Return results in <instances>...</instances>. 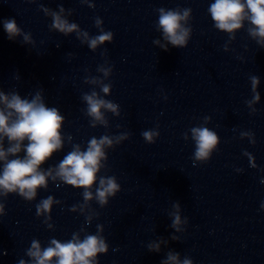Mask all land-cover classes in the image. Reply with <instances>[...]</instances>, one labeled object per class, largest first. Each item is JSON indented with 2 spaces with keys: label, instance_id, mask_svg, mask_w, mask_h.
Returning a JSON list of instances; mask_svg holds the SVG:
<instances>
[{
  "label": "water",
  "instance_id": "95a60500",
  "mask_svg": "<svg viewBox=\"0 0 264 264\" xmlns=\"http://www.w3.org/2000/svg\"><path fill=\"white\" fill-rule=\"evenodd\" d=\"M211 3L0 0V90L31 99L42 89L47 106L65 118L64 147L42 170L55 168L73 145L86 150L92 137L129 136L107 150L105 168L98 174L115 177L121 188L103 208L93 199L90 207L80 209L83 189L51 178L31 202L16 194L0 195L6 213L0 216V264H19L21 259L31 264L26 252L34 239L43 249L53 238L65 242L73 233L81 239L96 235L97 225L108 244L97 264H161L169 251L192 264H264V47L249 36L247 22L235 40L217 30L208 11ZM60 7L70 23L91 37L99 35V18L113 41L93 52L76 33L64 36L50 30L52 18L41 8L58 12ZM160 8L191 9L187 26L192 31L185 48L167 44L157 30ZM8 19L31 34L32 42L22 35L9 40L3 28ZM101 66L112 68L107 79L98 71ZM251 76L259 78L260 99L247 105L253 98ZM93 77L111 85V94L103 98L119 105V117L105 113L107 128H92L85 114L83 94L96 91L103 96L98 86L85 83ZM205 117H210L207 125ZM202 125L216 132L220 143L207 163L194 165L190 130ZM148 130L159 132L153 144L141 135ZM244 132L253 134L255 144L252 137H241ZM2 167L0 162V171ZM95 187L98 181L93 194ZM48 196L60 202L49 213L52 229L36 214V205ZM176 204L179 232L171 227ZM153 241L167 243H161L159 253L149 252Z\"/></svg>",
  "mask_w": 264,
  "mask_h": 264
},
{
  "label": "clouds",
  "instance_id": "9594fccd",
  "mask_svg": "<svg viewBox=\"0 0 264 264\" xmlns=\"http://www.w3.org/2000/svg\"><path fill=\"white\" fill-rule=\"evenodd\" d=\"M81 2L87 3L88 0H81ZM88 6L95 7L94 4H88ZM41 11L52 18L50 30H55L64 36L76 33V38L82 44L86 43L93 52L113 41V33L104 31L101 26L103 22L99 18L95 20L99 35L91 37L77 24L70 23L62 15L65 11L63 7H60L58 12L47 8H41ZM208 11L215 28L228 34L231 40H235V34L247 22L250 25L247 29L249 36L258 45L264 47V0H214ZM158 12L157 30L162 31L164 40L174 48H185L192 31L187 26L191 19V9L160 8ZM68 15H71V12H68ZM3 28L9 40L22 35L25 42H32L31 34L24 33L17 26L15 19L3 21ZM154 43L159 44L164 51L169 50L167 45L160 44L159 40ZM228 50V46L225 45L224 51ZM98 71L103 74L104 79H107L111 76L112 68L101 66ZM85 83L98 86L103 93L101 96L96 91H92L82 96L87 106L85 114L90 118V126L107 128L108 120L105 113L120 116L119 105L103 98L111 94V85L96 77L86 79ZM250 83L253 98L246 102L247 105L254 104L260 99L257 91L259 78L251 76ZM255 111L254 109L252 113L254 114ZM64 122V116L56 107L47 106L42 89L36 90L31 95V99L22 98L16 91L5 94L0 90V162L3 165L0 171V195L7 198L9 194H16L31 202L36 199L39 189H47L48 180L51 178L54 182L58 180L73 188L83 189L84 203L79 206L83 210L90 207L89 202L93 199L103 208L108 205L109 198L115 197L121 191L115 177L98 176V174L105 168L108 159L107 150L114 149L129 139L127 133L118 136L104 135L99 139L92 137L86 150H82L78 144L73 145L72 151L66 154L55 168L42 170V165L64 147V137L61 135ZM209 122L210 117H205L204 125ZM190 131L195 142L194 165L195 163L205 164L217 150L220 139L216 132L203 125L193 127ZM141 135L146 143L153 144L159 137V132L148 130ZM244 136L252 137L251 143L255 144L253 134L241 133V137ZM67 139L71 142L72 137L69 136ZM184 139H188L187 134ZM5 141H7V148H5ZM21 153L24 154L22 157ZM244 154L248 155L247 152ZM9 157L13 158L9 159ZM97 181L98 187H95V194H93ZM54 203L60 202L48 196L36 205L37 217L44 216V223L49 229L53 228L49 213ZM173 207L176 210L170 213L171 227L179 232L181 223L179 205L176 204ZM76 208L73 207L71 211H75ZM5 214V206L0 203V216ZM86 221L90 224L91 218L86 216ZM102 231V226L97 225V234H85L83 239L78 233H73L72 238L65 242L53 238L43 249L40 242L34 239L26 255L31 258V264H97L99 254L108 252V244L99 234ZM178 239L177 236H172V240ZM161 243H167V241L149 243L147 246L149 252L159 253ZM19 264H26V262L21 259ZM161 264H192V260L187 257L181 260L179 253L169 251L167 259Z\"/></svg>",
  "mask_w": 264,
  "mask_h": 264
}]
</instances>
